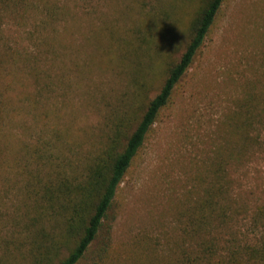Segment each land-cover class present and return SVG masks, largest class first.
I'll list each match as a JSON object with an SVG mask.
<instances>
[{"label":"rangeland","instance_id":"374dc122","mask_svg":"<svg viewBox=\"0 0 264 264\" xmlns=\"http://www.w3.org/2000/svg\"><path fill=\"white\" fill-rule=\"evenodd\" d=\"M60 1L66 15L46 34L52 44L42 46L37 57L44 111L33 122L38 111L22 109L23 122L14 129L26 142H45L42 177L61 170L78 181L120 112L129 110L128 118L138 120L159 91L169 64L189 40L200 0ZM31 29L28 20L2 19L0 25L5 37L36 56L38 48L28 39ZM263 69L264 0H223L78 264H170L184 240L193 246L195 239L183 235L185 214L210 183L213 157L225 156L230 115L249 89L261 88L256 79ZM21 75L25 89L37 88L31 75ZM227 169L250 204L264 202V153ZM239 226L245 231L243 221ZM18 250L7 253L11 261L27 264L28 250Z\"/></svg>","mask_w":264,"mask_h":264},{"label":"trees","instance_id":"16d2710c","mask_svg":"<svg viewBox=\"0 0 264 264\" xmlns=\"http://www.w3.org/2000/svg\"><path fill=\"white\" fill-rule=\"evenodd\" d=\"M222 2L200 0L189 40L178 60L169 64L159 91L148 100L138 120L128 118L129 110L120 112L103 146L86 164L83 178L76 181L61 170L42 177L45 142L38 138L36 143L26 142L15 136L14 129L23 122L22 109L38 111L33 122L44 111L43 106L40 109L44 74L37 57L42 46L50 48L52 41L46 34L66 15V4L60 0H0V25L2 19L14 24L28 20L32 26L28 39L38 48L36 56L26 52L0 31V264H13L7 253L21 248L31 256L27 264H78L85 256L133 157L191 65ZM22 72L37 82L36 89H25ZM256 81H261V88L249 89L227 122L225 156L213 157L210 183L185 214L183 235L195 242L187 246L184 240L170 264H264V202L250 204L227 169L228 164L248 162L256 153H264V69ZM11 206L14 210L7 212ZM240 221L245 231H240ZM4 225L10 228L5 233ZM71 238L67 253L61 256V248Z\"/></svg>","mask_w":264,"mask_h":264}]
</instances>
